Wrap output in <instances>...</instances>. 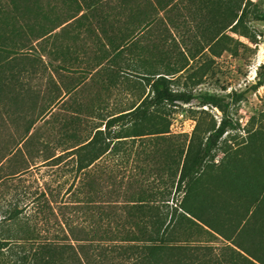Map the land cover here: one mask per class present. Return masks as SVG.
Instances as JSON below:
<instances>
[{
    "label": "rangeland",
    "instance_id": "rangeland-1",
    "mask_svg": "<svg viewBox=\"0 0 264 264\" xmlns=\"http://www.w3.org/2000/svg\"><path fill=\"white\" fill-rule=\"evenodd\" d=\"M159 75L193 100L151 106ZM223 122L185 200L206 225L178 179ZM93 137L87 154L108 151L85 179L44 161ZM99 206L120 245L163 223L186 263L264 258V0H0V264H74L39 245L77 244L68 224Z\"/></svg>",
    "mask_w": 264,
    "mask_h": 264
},
{
    "label": "trees",
    "instance_id": "trees-1",
    "mask_svg": "<svg viewBox=\"0 0 264 264\" xmlns=\"http://www.w3.org/2000/svg\"><path fill=\"white\" fill-rule=\"evenodd\" d=\"M149 84L151 87L152 95H150L147 99V103H149L151 106H160L162 104H176L177 102L189 103L194 98L192 92L185 90H174L170 84V80L164 75L152 77ZM136 109L137 107L132 111H135ZM144 113L148 115L147 110H145ZM226 130V122L221 123L218 127H213L212 129H210L206 140L193 156L190 154L192 152V146L189 147V151L186 155L180 172V177L178 179V186H181L185 181H187V190L185 191V196L187 198L184 197L182 199L180 207L183 208L185 213L190 214L206 225H208V223L196 216V214H194L192 210L186 208L185 200L192 195L195 196L198 192L200 188L199 184L201 180V169L207 158L212 156V151L216 148L219 140L225 134ZM138 135L139 134H134V136ZM93 146H95L94 137L87 142H82L73 147L67 148L64 153H61L59 155H51L44 161L51 162L61 159L59 161V163H61V161H63L64 155L68 154V157H71L72 159L76 158V171L81 172V175L78 176L79 179H85L87 178L86 176L89 175L88 169H90L91 166L95 164V162L108 151L107 146L105 148L98 147L97 149L100 152L98 154L96 153V155L94 156H91V154H87L85 151L86 149ZM52 164L53 163L47 165ZM72 185L70 187H72ZM86 197L89 198L90 196L87 195ZM98 209V212L100 213L99 218L95 220H93L91 217L86 218L85 223H89L87 229L82 226H80V229L77 224H68V227L71 230L69 232V234L72 236L71 239L76 241L77 244L73 243V241L57 243L55 241L48 240L47 242L41 243L39 245V248L41 250L58 252L60 254L59 257L64 258L68 253L70 258L76 260L74 264H190L188 262L186 263V259L183 255L174 252L175 250L180 251L185 246H183L181 243H167L166 234L168 232L169 224L165 225L163 223H160L154 231H150L148 229L141 231L142 236L145 237L144 240H147L148 243H144L142 245H132V247H130V245H120L117 243L119 242L120 237H109L107 233L108 229L110 228V222L107 221L109 214L103 212V206H99ZM108 220L111 221L110 219ZM81 232H83L84 234L80 235ZM116 232L121 233L120 229L116 230ZM124 232L125 231H122V233ZM65 238L64 239L67 240V235ZM2 242L5 241H0V243ZM128 248L131 249L130 251L127 250L130 255L127 258H124L125 256L123 255V251ZM91 250L97 251L99 255L98 258L92 257L91 254L87 252ZM241 250L249 255L247 256L244 253L238 252V255L241 259L249 261L250 264H264V258H262L260 255L253 252L251 253L244 248H241ZM112 251L117 255L116 258H111V260L109 261L107 253ZM83 258L85 263L82 261ZM123 258L125 261L121 260Z\"/></svg>",
    "mask_w": 264,
    "mask_h": 264
}]
</instances>
